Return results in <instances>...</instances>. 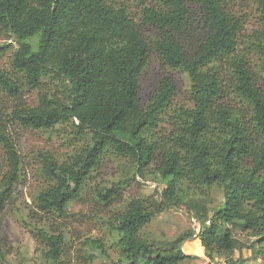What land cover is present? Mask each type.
I'll return each instance as SVG.
<instances>
[{
  "label": "trees",
  "instance_id": "1",
  "mask_svg": "<svg viewBox=\"0 0 264 264\" xmlns=\"http://www.w3.org/2000/svg\"><path fill=\"white\" fill-rule=\"evenodd\" d=\"M151 1L0 0V35L16 44L12 72L0 69V109L3 94L16 99L21 85L36 89V104L10 118L25 129L64 127L78 145L61 162L40 154L47 182L33 202L41 223L29 226L45 264L65 263L66 238L48 221L67 216L108 154L122 158L132 178L154 175L163 185L108 219L115 264L193 259L180 243L158 248L140 236L151 216L181 207L198 222L189 235L209 262L221 255L220 264H254L241 254L237 232L253 238L247 248L256 258L264 256V0H248L260 27L248 39L232 6L237 0ZM131 3L142 4L137 20ZM152 53L190 81V105L174 110L169 130L162 122L175 94L171 77L163 75L144 102L138 95ZM0 143L1 215L22 162L9 136L0 133ZM213 185L222 202L210 214L201 190ZM87 241L104 254L101 240Z\"/></svg>",
  "mask_w": 264,
  "mask_h": 264
},
{
  "label": "rangeland",
  "instance_id": "2",
  "mask_svg": "<svg viewBox=\"0 0 264 264\" xmlns=\"http://www.w3.org/2000/svg\"><path fill=\"white\" fill-rule=\"evenodd\" d=\"M160 6L156 1H151ZM150 2V3H151ZM130 13L137 20L140 14L139 3H131ZM232 6L237 15L243 18L241 35L247 39L253 31L260 28L257 23L255 7L248 0H237ZM6 44V48L3 46ZM16 48L13 39L0 35V69L12 72L11 58ZM163 75H169L175 85V94L170 107L163 116L162 128L169 130L172 120L170 116L176 108L187 107L189 102L190 81L186 73L170 69L155 54H151L139 79V98L144 102L157 86ZM50 93L54 88L49 89ZM38 90L21 85L20 94L15 99L2 95L0 109V133L9 136L15 143L21 158V169L17 183L12 187L0 215V250L4 259L0 264H45L41 255V246L33 237L29 224L39 225L40 218L35 215L34 197L47 181L41 176L40 154H50L59 162L66 160L78 147L76 141L70 139L64 127L54 130H32L20 127L10 118L12 110L21 106H34L37 102ZM122 158L108 154L99 169L88 181L86 192L80 200L73 201L67 208V216L61 219H50L48 228L52 232L65 236L64 264H115L118 260L113 246L115 236L107 227L110 216L124 207L131 198L152 196L163 187L159 178L148 175L144 178L123 171ZM6 170L4 153L0 143V184ZM118 188L104 199L97 196L107 195V189ZM208 201L211 211L220 208L222 194L213 185L201 190ZM112 195V196H111ZM197 197V196H196ZM33 217L36 221H33ZM198 222L185 208H171L151 216L148 223L141 229L140 236L153 247L168 248L170 244L180 243L184 254L193 256L180 264H220L221 255L209 262L201 253L198 241L190 233L198 232ZM235 237L240 244L241 254L254 264H264V256L255 257L247 247L253 238L245 233L237 232ZM88 239H99L103 242L104 254L88 244ZM239 250L234 251V256Z\"/></svg>",
  "mask_w": 264,
  "mask_h": 264
},
{
  "label": "built area",
  "instance_id": "3",
  "mask_svg": "<svg viewBox=\"0 0 264 264\" xmlns=\"http://www.w3.org/2000/svg\"><path fill=\"white\" fill-rule=\"evenodd\" d=\"M208 223V222H207Z\"/></svg>",
  "mask_w": 264,
  "mask_h": 264
}]
</instances>
